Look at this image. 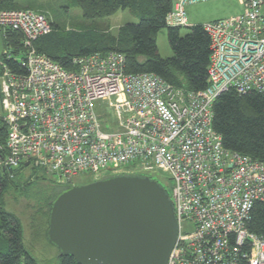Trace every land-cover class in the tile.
<instances>
[{
  "label": "built area",
  "instance_id": "2783aa9c",
  "mask_svg": "<svg viewBox=\"0 0 264 264\" xmlns=\"http://www.w3.org/2000/svg\"><path fill=\"white\" fill-rule=\"evenodd\" d=\"M205 1L173 0L167 26L188 28L187 6ZM240 3L243 15L204 26L212 55L200 92L126 74L118 53L76 60L78 71L68 72L35 48L52 33L44 15L0 12L1 36L24 35L26 69L18 75L0 63L8 133L0 174L38 168L63 185L86 174L165 175L179 225L169 264H264V239L248 229L255 204H264V163L227 150L213 126L221 95L264 96V0Z\"/></svg>",
  "mask_w": 264,
  "mask_h": 264
},
{
  "label": "trees",
  "instance_id": "16d2710c",
  "mask_svg": "<svg viewBox=\"0 0 264 264\" xmlns=\"http://www.w3.org/2000/svg\"><path fill=\"white\" fill-rule=\"evenodd\" d=\"M74 1L86 20L110 18L120 11H129L138 19V23L123 26L117 35L96 33L94 30L61 32L51 24L52 33L35 42V48L40 54L46 55L66 71L76 72L79 69L76 60L118 53L126 58V74L156 75L174 87L189 92L207 89L212 55L211 40L204 26L190 28L187 34L182 33L184 28L167 26L166 18L174 8L173 0ZM2 11L30 10L19 8L14 0H0V12ZM163 30H167L173 53L170 58H163L159 54L157 36ZM2 37L4 47L11 51L12 58L3 56L1 62L10 72L25 75L26 69L19 60L24 53V35L8 31ZM213 113L214 130L222 137L227 150L264 163V96L255 92L240 96L231 90L216 100ZM7 136V127L0 117V147L5 146ZM28 170L30 169L22 168L11 175L0 174V242L5 244L4 251L0 252V264H39L24 245L20 219L5 208L4 194L14 179L25 173L27 176L24 174L20 186L22 190L38 195L45 190L49 192L46 207L42 209L46 212L41 213L46 237L53 203L60 194L74 187V184L60 185L55 177L47 175L44 170L32 168L31 173ZM34 175H37L35 179ZM95 182L93 179L92 183ZM57 186H60V191L52 195ZM248 229L264 239V204H255ZM59 261L60 264H78L68 255L59 254Z\"/></svg>",
  "mask_w": 264,
  "mask_h": 264
},
{
  "label": "water",
  "instance_id": "95a60500",
  "mask_svg": "<svg viewBox=\"0 0 264 264\" xmlns=\"http://www.w3.org/2000/svg\"><path fill=\"white\" fill-rule=\"evenodd\" d=\"M4 50L0 34V63ZM178 236L170 195L139 176L67 189L52 205L47 233L78 264H169Z\"/></svg>",
  "mask_w": 264,
  "mask_h": 264
},
{
  "label": "rangeland",
  "instance_id": "374dc122",
  "mask_svg": "<svg viewBox=\"0 0 264 264\" xmlns=\"http://www.w3.org/2000/svg\"><path fill=\"white\" fill-rule=\"evenodd\" d=\"M14 1L19 8L29 9L42 15L44 14L49 22L54 25L55 29L61 32L94 30L96 33H111L117 35L119 29L123 26L138 23V19L129 11H120L110 18L97 19L95 21L86 20L74 0ZM244 11L245 9L241 5L240 0H209L189 5L186 8L189 27L184 28L182 33L187 34L190 28L196 26H205L213 22L241 16L244 14ZM157 45L161 57H172L173 53L168 42L167 30H163L158 34ZM30 170L28 171L31 173L32 171ZM24 174L17 176L5 192L3 199L5 208L8 212L13 213L20 219L23 225L24 245L39 264H60V252L48 241L45 233L44 219L41 215V213L44 214L46 212V210L42 209L46 207L45 203L49 199V192L45 190L38 195L22 190L20 188L22 179L27 176L26 174L24 176ZM112 176L140 177V175L123 171L116 174L103 175L99 181L105 180V178H111ZM33 177L35 179L37 175ZM166 177L165 175L159 178L153 177V180L162 184L168 195H170L172 189L171 182H168ZM55 180L57 181V179ZM92 182V176L86 174L75 178L73 183L74 186H86ZM53 191L52 195L59 192L60 186H57V190L53 189ZM4 245L3 242H0V252L4 251Z\"/></svg>",
  "mask_w": 264,
  "mask_h": 264
}]
</instances>
